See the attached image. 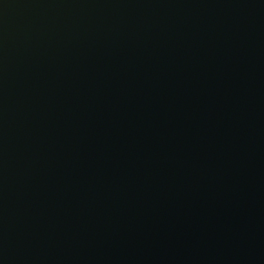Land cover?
Instances as JSON below:
<instances>
[{
	"label": "water",
	"instance_id": "obj_1",
	"mask_svg": "<svg viewBox=\"0 0 264 264\" xmlns=\"http://www.w3.org/2000/svg\"><path fill=\"white\" fill-rule=\"evenodd\" d=\"M0 264H264V0H0Z\"/></svg>",
	"mask_w": 264,
	"mask_h": 264
}]
</instances>
